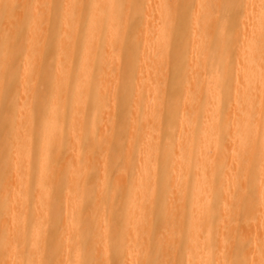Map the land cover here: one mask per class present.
I'll return each mask as SVG.
<instances>
[{"label":"bare ground","instance_id":"1","mask_svg":"<svg viewBox=\"0 0 264 264\" xmlns=\"http://www.w3.org/2000/svg\"><path fill=\"white\" fill-rule=\"evenodd\" d=\"M0 264H264V0H0Z\"/></svg>","mask_w":264,"mask_h":264},{"label":"rangeland","instance_id":"2","mask_svg":"<svg viewBox=\"0 0 264 264\" xmlns=\"http://www.w3.org/2000/svg\"><path fill=\"white\" fill-rule=\"evenodd\" d=\"M18 41L20 42L21 40L18 38ZM49 56H50V53L48 54L47 57H49ZM20 62L21 61L19 59H15L14 62H12V74H11L10 78L8 79V82H7L8 86L9 85L12 86V85H14L16 83V73L14 72V70L18 66H20ZM40 88H42V82L40 83ZM173 98H174L173 94L171 92H169L168 93V97H167V101L172 102ZM182 99H183V97H181V96L178 98V100H177L178 104H181L183 102ZM230 110H231V108H230ZM4 113H5V111H4ZM179 116H180V113L175 111L173 108L172 109H168V111L165 114V119H166V127H165V130H164L165 135H169L171 133V131L173 130L172 129V122H174L175 120L179 119L180 118ZM173 151H174V148L171 147L169 152H166V153L164 152V154L161 155V158H163V156H166V157H168V162H169L170 161L169 160L170 159V155H171V153ZM120 155H121V153L118 152L117 156H120ZM164 176H165L164 180L161 181V183L159 184L158 189H157V193H158L159 196L165 195L168 192V185L165 183V180H166V178H170L171 174L169 173L168 170H165L164 171ZM124 193L125 192L123 190L120 191V193L116 197V203H115L116 205L117 204L120 205V203H121L120 199L125 198L124 197V195H125ZM118 205L114 207L116 211L120 210L121 205L120 206H118ZM160 206H161L160 202L158 201V203L156 205V208H160ZM155 225L157 226V219H155ZM158 238H159V234H155L154 235V240L158 241Z\"/></svg>","mask_w":264,"mask_h":264}]
</instances>
